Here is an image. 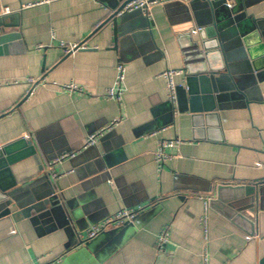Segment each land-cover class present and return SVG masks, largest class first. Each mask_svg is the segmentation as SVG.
<instances>
[{
  "label": "crops",
  "instance_id": "crops-1",
  "mask_svg": "<svg viewBox=\"0 0 264 264\" xmlns=\"http://www.w3.org/2000/svg\"><path fill=\"white\" fill-rule=\"evenodd\" d=\"M125 1L0 0V150L24 140L0 155V183L22 206L38 194L56 200L30 215L13 200L0 216V264H264V0H248L262 38L248 40L252 56L236 39L225 41L230 72L210 114L194 112L186 93L199 59L188 33L201 42L209 25L203 0L158 5L150 16L125 12L116 34L110 17ZM61 41L86 47L67 54ZM205 42L221 67L225 54L210 46L217 38ZM118 62L126 67L122 102L105 96ZM167 68L184 70L176 103L161 75ZM30 78L41 80L33 90ZM72 81L83 90L62 88ZM162 139L182 142L168 148L173 157L159 171ZM221 184L256 187L251 233L209 202L204 231L205 198H216ZM123 208L141 210L86 239Z\"/></svg>",
  "mask_w": 264,
  "mask_h": 264
},
{
  "label": "water",
  "instance_id": "water-1",
  "mask_svg": "<svg viewBox=\"0 0 264 264\" xmlns=\"http://www.w3.org/2000/svg\"><path fill=\"white\" fill-rule=\"evenodd\" d=\"M128 1V0H127ZM125 1L123 4H125ZM206 9L207 16L209 18V25L204 29H200L201 42L195 39L191 33H188L190 41L192 43L193 51L198 55V62L196 66L195 77L188 78V84L186 88V93L188 97V102L192 110L196 113H212L216 109L215 98L220 100L219 92L223 87L220 82L226 78L227 74H224V69L230 72V66L226 53H224V46L226 39H236L244 45L246 53L245 57L252 56V48H250L251 43L248 40H253L255 43H261L262 38L259 35L258 28L260 26L259 22L255 17H250L248 14V6L250 5L248 0H203ZM122 4V5H123ZM122 5L116 10L110 19L113 20L116 34L118 32L119 23L118 19L122 18V14H118ZM142 12V10H137ZM124 14V13H123ZM1 19V18H0ZM123 20V19H122ZM122 22V21H121ZM0 24L3 22L0 20ZM150 23H148L149 25ZM206 34V35H205ZM216 37L218 42L216 46L212 48L225 54L224 64L221 63V67L214 68L212 66L211 54L207 52L209 46L205 42V38ZM6 38L0 37V41H5ZM254 44V43H253ZM201 45L203 46V52H201ZM263 47V44H260ZM223 48V49H222ZM210 54V55H209ZM225 65V66H223ZM193 81L199 82L195 87ZM178 89H185L184 86H179ZM19 142H24L21 140ZM17 142V143H19ZM31 143V141H28ZM16 143V144H17ZM4 147L0 150V155L3 156L4 152H8L13 145ZM29 150L31 153L36 152L35 145L30 144ZM1 156V157H2ZM0 157V158H1ZM4 162L11 161V158H2ZM12 187V186H11ZM9 184L7 186H2L0 183V207L1 215L10 213V204L13 200H18L16 197V191L11 188ZM256 187L253 185L245 186L243 184H221L217 186L216 198L213 196L209 199V204L212 206L215 204L216 208L224 209V212L228 216L236 218V221L241 222L246 225H250L247 229L251 233L253 231V226H255V211H256ZM23 201L19 202L18 205L22 206ZM56 204V200L47 194H38L30 197L28 202L22 206V213L25 215H30L32 211L40 213L47 209H52V206ZM253 233V232H252Z\"/></svg>",
  "mask_w": 264,
  "mask_h": 264
},
{
  "label": "built area",
  "instance_id": "built-area-1",
  "mask_svg": "<svg viewBox=\"0 0 264 264\" xmlns=\"http://www.w3.org/2000/svg\"><path fill=\"white\" fill-rule=\"evenodd\" d=\"M187 2L189 0H128L125 4L122 5L120 8L118 14H123L125 12H131L135 10H142L144 14L147 16L151 15L152 8L158 5H165L167 3L171 2ZM33 5L27 4V6ZM11 10L9 8H5L4 12L9 13ZM60 45L65 49V52L67 54H71L76 52L77 50L81 48H85V44L81 43H67L64 41H61ZM117 75H116V81L113 86H110L106 88L105 96L110 99L117 100L118 102H122L123 94L125 91L124 83L126 78V67L123 62H118L117 66ZM184 72L181 68H167L164 72L161 73V75L166 79L167 81V90H168V97L175 103L177 102V92L178 87L181 85L177 82L176 77ZM41 80L36 78H30L29 82L33 85L32 90L34 87L40 82ZM65 90L69 92H75V91H82V87L79 86L74 81L64 84L62 86ZM31 90V91H32ZM119 120L114 119L110 124L107 126L101 128V130L94 132L90 134L87 137L86 145H95L98 140L106 133V131L114 128L118 124ZM182 140L180 139H162L159 143L158 149L155 151V160L157 162L158 170L161 171L163 169V166L165 163L173 157V154L168 151V148L177 144H180ZM209 198H205V211L204 214L201 217V224L203 226V229L205 232L208 231V202ZM141 209H134V208H123L116 212L114 215L108 217L106 220H104L102 223L93 225L89 230L87 231L86 239L90 240L97 236L100 232L104 231L105 229L113 226H119L128 222H133L136 219L137 214L140 212ZM169 240V231L168 229L162 230V232L158 235L157 238V246L159 249H163L166 243Z\"/></svg>",
  "mask_w": 264,
  "mask_h": 264
}]
</instances>
